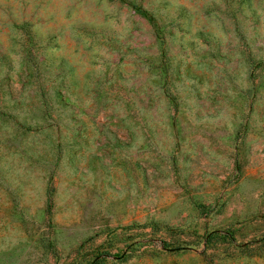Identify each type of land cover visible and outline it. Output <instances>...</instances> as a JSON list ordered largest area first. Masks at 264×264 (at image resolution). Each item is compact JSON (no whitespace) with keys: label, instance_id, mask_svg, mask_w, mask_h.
<instances>
[{"label":"rangeland","instance_id":"rangeland-1","mask_svg":"<svg viewBox=\"0 0 264 264\" xmlns=\"http://www.w3.org/2000/svg\"><path fill=\"white\" fill-rule=\"evenodd\" d=\"M90 262L264 264V0H0V264Z\"/></svg>","mask_w":264,"mask_h":264},{"label":"trees","instance_id":"trees-1","mask_svg":"<svg viewBox=\"0 0 264 264\" xmlns=\"http://www.w3.org/2000/svg\"><path fill=\"white\" fill-rule=\"evenodd\" d=\"M50 192H51V190H50V188H48V190H47V194H48V196H47V205H48V207H49V205H50V200H51V196H50ZM219 231H212V232H210V234H208V235H206V237L204 238V245H205V249L207 248V245L209 244V242L210 241H212V240H215V237H216V235H218L219 233H218ZM224 236V235H223ZM160 243H162V246L164 247V248H168L169 246H173V247H181L180 245H178V244H176V245H178V246H174L175 244H171V242H169V241H167L166 239H161L160 240ZM99 257V256H98ZM97 257V258H98ZM92 262V261H91ZM91 262H90V264H91Z\"/></svg>","mask_w":264,"mask_h":264}]
</instances>
